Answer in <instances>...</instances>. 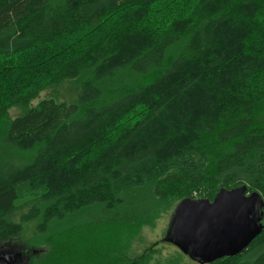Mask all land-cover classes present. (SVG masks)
<instances>
[{
  "label": "trees",
  "instance_id": "1",
  "mask_svg": "<svg viewBox=\"0 0 264 264\" xmlns=\"http://www.w3.org/2000/svg\"><path fill=\"white\" fill-rule=\"evenodd\" d=\"M67 80L76 103L31 106ZM12 148L33 157L15 167ZM241 186L264 199V0H0V245L16 264H119L123 234ZM32 223L40 254L10 245ZM211 264H264V229Z\"/></svg>",
  "mask_w": 264,
  "mask_h": 264
},
{
  "label": "water",
  "instance_id": "2",
  "mask_svg": "<svg viewBox=\"0 0 264 264\" xmlns=\"http://www.w3.org/2000/svg\"><path fill=\"white\" fill-rule=\"evenodd\" d=\"M263 220L264 199L258 193H249L247 186L222 189L213 201H181L172 213L164 242L199 264H211L243 253L263 231ZM19 260L21 253L0 250V262Z\"/></svg>",
  "mask_w": 264,
  "mask_h": 264
},
{
  "label": "rangeland",
  "instance_id": "3",
  "mask_svg": "<svg viewBox=\"0 0 264 264\" xmlns=\"http://www.w3.org/2000/svg\"><path fill=\"white\" fill-rule=\"evenodd\" d=\"M45 98L53 99L58 103L65 102L74 104L78 100L77 85L75 82L67 80L58 85L47 88L39 94V97L33 101L31 106L35 107ZM24 110L25 109L22 108L12 109L10 111V118H15L18 115H21L24 113ZM18 156L19 158H16ZM32 157V153H21L13 148L9 151V153H6L7 161H12V165L15 167H21L24 164L27 165ZM171 216L172 215L170 214L164 215L157 221V224L153 228L145 227L123 234L118 241V252L116 253V250L113 252L116 260L119 259V264H131L148 256H151L152 260L147 264H199L183 254L174 245L164 242V237L166 235ZM36 226L37 223L26 225L24 227L25 231L21 236V240L12 242L10 244L11 247L18 248L19 246H24L32 248L34 251L37 249L39 251L38 254L43 253L44 247L37 243ZM12 248L10 249L12 250ZM2 249L5 250L4 246L0 245V250ZM25 256L28 261V255H24V257ZM0 264L9 263L0 262ZM24 264H27V262Z\"/></svg>",
  "mask_w": 264,
  "mask_h": 264
},
{
  "label": "flooded vegetation",
  "instance_id": "4",
  "mask_svg": "<svg viewBox=\"0 0 264 264\" xmlns=\"http://www.w3.org/2000/svg\"><path fill=\"white\" fill-rule=\"evenodd\" d=\"M19 261H22V260H19ZM19 261H18V262H19ZM15 264H16V263H15Z\"/></svg>",
  "mask_w": 264,
  "mask_h": 264
}]
</instances>
